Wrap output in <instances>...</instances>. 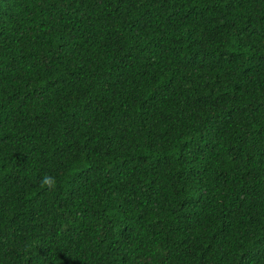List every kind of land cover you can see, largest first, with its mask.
Masks as SVG:
<instances>
[{
  "label": "trees",
  "instance_id": "obj_1",
  "mask_svg": "<svg viewBox=\"0 0 264 264\" xmlns=\"http://www.w3.org/2000/svg\"><path fill=\"white\" fill-rule=\"evenodd\" d=\"M0 264H264V0H0Z\"/></svg>",
  "mask_w": 264,
  "mask_h": 264
},
{
  "label": "clouds",
  "instance_id": "obj_2",
  "mask_svg": "<svg viewBox=\"0 0 264 264\" xmlns=\"http://www.w3.org/2000/svg\"><path fill=\"white\" fill-rule=\"evenodd\" d=\"M41 183L44 185L51 186L55 183V180L52 176L45 174L41 178Z\"/></svg>",
  "mask_w": 264,
  "mask_h": 264
}]
</instances>
